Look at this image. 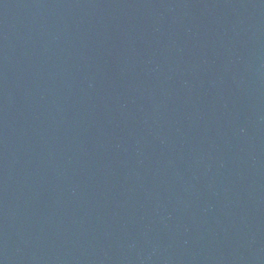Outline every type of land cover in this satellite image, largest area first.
<instances>
[{
	"label": "water",
	"instance_id": "obj_1",
	"mask_svg": "<svg viewBox=\"0 0 264 264\" xmlns=\"http://www.w3.org/2000/svg\"><path fill=\"white\" fill-rule=\"evenodd\" d=\"M0 264H264V0H0Z\"/></svg>",
	"mask_w": 264,
	"mask_h": 264
}]
</instances>
